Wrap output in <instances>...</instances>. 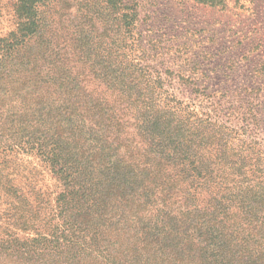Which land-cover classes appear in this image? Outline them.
<instances>
[{"label": "trees", "instance_id": "obj_1", "mask_svg": "<svg viewBox=\"0 0 264 264\" xmlns=\"http://www.w3.org/2000/svg\"><path fill=\"white\" fill-rule=\"evenodd\" d=\"M50 2L0 39V264H264V107L159 66L133 0Z\"/></svg>", "mask_w": 264, "mask_h": 264}, {"label": "rangeland", "instance_id": "obj_2", "mask_svg": "<svg viewBox=\"0 0 264 264\" xmlns=\"http://www.w3.org/2000/svg\"><path fill=\"white\" fill-rule=\"evenodd\" d=\"M133 1L139 3V31L159 66L163 62L172 70L201 78L212 88L230 91L229 103L222 101L227 107L231 102L237 107L247 97L264 107V0ZM94 2L106 6L105 0H51L44 9L56 24L68 26L83 11L92 13ZM21 4L22 0H0V39L17 30ZM12 84L22 88V82L12 80ZM4 103L17 102L6 99ZM37 168L44 172L43 184L53 188L51 174L40 164Z\"/></svg>", "mask_w": 264, "mask_h": 264}]
</instances>
